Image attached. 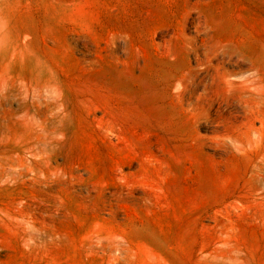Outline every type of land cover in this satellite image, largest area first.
Segmentation results:
<instances>
[{
	"label": "rangeland",
	"instance_id": "obj_1",
	"mask_svg": "<svg viewBox=\"0 0 264 264\" xmlns=\"http://www.w3.org/2000/svg\"><path fill=\"white\" fill-rule=\"evenodd\" d=\"M0 264H264V0H0Z\"/></svg>",
	"mask_w": 264,
	"mask_h": 264
}]
</instances>
